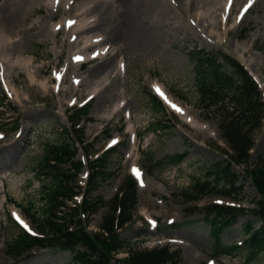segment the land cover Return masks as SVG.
I'll list each match as a JSON object with an SVG mask.
<instances>
[{
  "label": "rangeland",
  "instance_id": "obj_1",
  "mask_svg": "<svg viewBox=\"0 0 264 264\" xmlns=\"http://www.w3.org/2000/svg\"><path fill=\"white\" fill-rule=\"evenodd\" d=\"M89 1L72 3L71 0L68 3L74 9L70 7L65 14L62 4L55 9L49 6L48 0L35 6L33 11L31 4L26 3V18L17 32L11 34L16 46L0 57V99L5 97L0 107V264H76L69 251L57 249H34L19 256L10 254L9 244L19 231L7 221L6 215L12 213L29 227L22 211L27 208L31 214L41 213V188L48 179L42 175L40 163L48 147L62 140L64 130L69 131L67 117L71 110L94 94L86 120L78 125L83 130L87 152L93 158L111 145L110 139L119 144L108 155L109 164L105 169V173H114V177L99 181L91 197H101L107 202L129 176L131 168L142 172L138 181V208L131 223L121 230L120 237L137 251L168 244L176 254V264H264V250L251 253L242 246L241 250L229 252L231 246L245 241L243 228L254 220L251 211L256 210L254 203L260 201L251 178L242 174L243 167L236 170L240 175L235 185L239 192L231 198L218 192L222 182H211L203 192L194 188L199 180L205 183L210 166L224 158L217 150V144L223 146L216 132L221 111L204 107L198 89L201 80L192 60V54L200 50L209 54L223 50L232 58L248 63L249 73L264 90L262 4L257 2L252 10L241 15L242 5L250 1H236L234 12L219 28L207 27L209 22H204L207 28L198 29L192 16L189 21L182 20V25L192 28L177 33L172 28L177 24L172 23L166 26L167 35L141 48L120 51L116 43L105 41L99 47L108 48L105 57L77 65L72 63V56L84 51L91 55L95 47H87L84 41H89L91 36L101 38L99 29L78 34V42L70 43L72 32L64 31V26L57 27L74 17L87 21L86 24L94 23L95 13L83 14ZM215 1L211 0L209 6L198 2L192 14L217 17L218 13L213 12ZM47 13L52 17H47ZM76 14L80 16L76 18ZM41 31L46 32L45 37ZM252 37L254 40L249 42ZM104 60L111 61V65L100 70ZM72 79L78 83L73 84ZM157 88L189 120L208 130H197L167 107L164 114H154L150 94ZM161 120L171 129L154 131L152 124ZM262 122V128L253 135L252 166L261 155L264 163V119ZM175 154H185L183 162L172 163L168 159ZM82 155L80 152L79 157ZM80 184H83L81 179ZM218 202L236 205L247 216L238 217L232 226L224 229L219 246L215 247L208 222L214 217H206L203 209ZM110 212V207L104 205L98 213L89 216L88 230L97 232ZM169 224L177 226L173 228ZM140 231H146L143 240L137 237Z\"/></svg>",
  "mask_w": 264,
  "mask_h": 264
},
{
  "label": "trees",
  "instance_id": "obj_2",
  "mask_svg": "<svg viewBox=\"0 0 264 264\" xmlns=\"http://www.w3.org/2000/svg\"><path fill=\"white\" fill-rule=\"evenodd\" d=\"M192 55V60L195 61L194 69L197 70V75L201 80L198 83L201 101L205 103L206 109L215 107L221 111L220 118L216 122L217 129L221 139L229 148V151L218 148L222 157L226 158L211 165L207 170L205 183L199 180L194 188L203 192V189L210 186L211 182L213 184L222 182L223 185L218 192L225 196H235L239 192L235 185L240 176L236 173V167L239 165L247 167L251 158L249 151L254 146V132L261 126L263 103L260 100V91L247 71L235 59L223 52L216 51L209 54L200 50ZM3 99H0V106L3 105ZM150 105L154 114H163V106L152 94H150ZM87 113L88 107L75 110L73 112L75 118L71 123L74 125ZM152 127L156 132L171 129L162 120L152 124ZM79 132L81 131L74 130L78 137ZM63 134L64 137L59 143L48 147L40 163V168L44 169L42 175L48 179L44 181L41 188L40 198L43 203L41 213L39 212L37 216L31 214L30 209H24V213L35 225L41 237H32L19 230L17 237L9 244L10 254L19 256L38 247L69 251L72 262L76 264H176L177 260L174 259L176 254L171 253L168 247L152 251H137L132 248L133 245L129 241L118 234L117 230L131 220V212L136 206V185L130 177L122 187V195L115 196L109 203L112 212L101 226L104 232L92 234L86 230V219L80 216L83 214L88 218V215L98 212L104 205L102 198H92L90 193L98 189L99 181L113 176V173H105V169L109 164L108 155L115 150H109L95 161L89 162L92 174L83 193V201L80 205L70 207L67 202L73 201V196L80 191L75 179L82 164L74 161L76 148L72 145L65 130ZM168 159L172 160V163H181L185 159V154H175ZM243 172L252 179L260 195V201L256 202L257 210L252 212L254 220L243 228V232L250 236L245 241L243 249L253 253L264 250V225L259 228L256 226L259 222L264 223L262 156L255 168L247 167ZM204 211L206 217H214L208 222L212 226L210 234L214 238L215 247L219 246L221 232L232 226L238 217L246 216L244 211L231 206L208 205ZM116 212H118L117 215H115ZM8 222L16 228L9 217ZM236 250H241V248L231 246L229 252ZM121 252L128 253V257L116 258V255Z\"/></svg>",
  "mask_w": 264,
  "mask_h": 264
},
{
  "label": "bare ground",
  "instance_id": "obj_3",
  "mask_svg": "<svg viewBox=\"0 0 264 264\" xmlns=\"http://www.w3.org/2000/svg\"><path fill=\"white\" fill-rule=\"evenodd\" d=\"M68 1L69 0H48V4L51 7H56V5L62 4L65 9V14L70 11L68 8L72 6L68 4ZM76 1L78 0H74V2ZM236 1L238 0H230V7L227 8L228 0H217L213 2V12L215 14L218 13L216 14V16H218L212 17L210 14V17H212L210 19L209 16H202L200 14L194 15L192 14V11L196 8L198 2H202L204 6H209L211 0H199L198 2L196 0H90L89 4H85L86 10L83 14L89 12L95 13L93 15L97 16V21L95 20L94 23L90 22L86 24L87 21L82 22L77 19L75 26L71 30V34L86 33L89 32L90 29V32H94L92 29L97 28L101 33L99 36H101L102 40H100L102 42L107 41L116 43L117 48L120 51L126 48H131L132 50L134 48H141L145 45L152 44L157 38L167 35L166 26L171 25L172 23L177 24L176 26H172L174 32L178 33L181 29L186 32L188 27H192L182 25V20L184 19L187 21L188 19L189 21L192 16H194V27H197L198 29H204L207 27L216 28L217 26V28H219V24L225 25L231 16V13L234 12V7L238 5ZM44 2L45 0H0V57L4 52L14 50V47L16 46L14 41H11V34L17 32V27H19L26 18V3L31 4L33 11L35 6ZM254 2L251 10L257 2L260 5L262 4V10H264V0H255ZM242 6L243 9L247 8V5L245 4ZM70 9L73 10L74 8L71 7ZM223 9L225 11L221 14ZM46 16L49 18L52 17L50 13H47ZM76 16V18H78L80 15L76 14ZM71 19L72 18H67V21L70 22ZM204 22H209L207 27H204ZM45 33L46 32L41 31V36L45 37ZM90 38H93V36ZM252 40H254V37L250 38L249 42H252ZM87 41L88 40L84 42L87 43ZM70 46L74 47L75 45L71 44ZM244 50L245 49L242 48L240 49L242 52H244ZM107 60L102 61L103 64L100 63L102 64V66L99 67L100 70L110 67L111 61L109 62ZM240 62L245 68L251 70L248 63L242 62V59ZM103 80H105V78H103ZM93 92H95V90ZM164 101L166 102L164 104L169 108L171 105H174L170 103L171 101L169 98L164 99ZM119 104L120 102H118V105ZM175 112L180 118H183V120L187 121L189 125L195 127L197 130H208L206 126L198 125L195 121L189 120L182 110L180 112Z\"/></svg>",
  "mask_w": 264,
  "mask_h": 264
},
{
  "label": "snow or ice",
  "instance_id": "obj_4",
  "mask_svg": "<svg viewBox=\"0 0 264 264\" xmlns=\"http://www.w3.org/2000/svg\"><path fill=\"white\" fill-rule=\"evenodd\" d=\"M244 11H247V8L244 10ZM241 15H243V13L241 14ZM122 68H123V65L121 66ZM156 91H157V93L159 94V95H161L162 96V98L164 97V94L162 93V92H160V90L157 88V89H155ZM166 99V98H165ZM171 107H173V109L175 110V111H177V112H180L181 111V109H179L177 106H175V105H171ZM116 142L115 141H113V144H115ZM133 172H134V175H136L137 177H139V172L137 171V170H133ZM17 220H18V222L19 223H21V225L25 228V230H28V226L22 221V220H20V218L19 217H17Z\"/></svg>",
  "mask_w": 264,
  "mask_h": 264
}]
</instances>
